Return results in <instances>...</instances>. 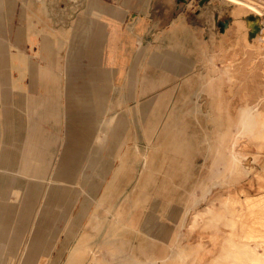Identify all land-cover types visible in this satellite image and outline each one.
Returning a JSON list of instances; mask_svg holds the SVG:
<instances>
[{
  "label": "rangeland",
  "instance_id": "obj_1",
  "mask_svg": "<svg viewBox=\"0 0 264 264\" xmlns=\"http://www.w3.org/2000/svg\"><path fill=\"white\" fill-rule=\"evenodd\" d=\"M84 1L40 0L45 5L53 4L57 15H63V8L68 17ZM148 2L144 0L146 6ZM150 2L152 18L164 19L167 24L161 33L156 32L150 48L153 52L162 51L165 61L164 72L153 77L165 78L167 82L147 95L150 104L145 105L143 98L131 105H120L119 112L103 123L100 136L91 143L92 151L81 161L73 184L65 186L67 197L72 190L79 193L67 219L61 220V227H68L75 238L86 227L95 230L96 226H103L105 241L114 239L113 245L105 247L117 245L137 259L143 260L145 252L158 256L164 252L167 264H206L219 255L221 246L226 244L222 242L224 237H254L252 241L258 244L264 239L261 208L247 209L234 202L237 220L233 221V211L223 203L225 195L238 201L264 202V109L251 108L255 123L240 130L234 125L238 120L235 108L240 104L237 99L227 112L222 110L221 120L216 111L209 110L214 107L213 83L221 81L213 76V70L222 73L227 65L236 66L244 57L241 48L233 45L230 14L220 0ZM258 31L255 27L251 37L255 38ZM253 57L256 67L264 73V33L258 35ZM260 82L264 84L263 79L255 77L243 85L253 87L264 97ZM230 85L226 78L221 81L225 92L222 107L228 106L230 98L226 92ZM159 99L164 113L152 128V104ZM218 121L224 124L221 131ZM234 131L243 135V149L241 141L227 143L221 162L215 163L217 148L213 144ZM235 135L230 138H238ZM229 145L230 151H235L232 157L226 153ZM230 161L234 162L233 167H240L236 173L229 166ZM238 171L241 172L237 174ZM212 203L217 205L216 209ZM205 209L210 212H204L205 216L191 227L193 217ZM215 214L217 220L207 229L204 222ZM232 221L237 222V231ZM62 229L52 235V242L64 237ZM47 252L43 251L38 264L46 263Z\"/></svg>",
  "mask_w": 264,
  "mask_h": 264
},
{
  "label": "crops",
  "instance_id": "obj_2",
  "mask_svg": "<svg viewBox=\"0 0 264 264\" xmlns=\"http://www.w3.org/2000/svg\"><path fill=\"white\" fill-rule=\"evenodd\" d=\"M150 1L86 0L68 17L40 0H0L1 191L9 180L73 184L117 107L143 98L150 104L147 95L167 82L153 77L165 61L150 48L167 24L152 18ZM62 230L64 237L52 242L56 231L49 229L31 247L28 264H38L45 250V264H91L88 249L114 247H105L114 239L105 241L103 226L75 238Z\"/></svg>",
  "mask_w": 264,
  "mask_h": 264
},
{
  "label": "bare ground",
  "instance_id": "obj_3",
  "mask_svg": "<svg viewBox=\"0 0 264 264\" xmlns=\"http://www.w3.org/2000/svg\"><path fill=\"white\" fill-rule=\"evenodd\" d=\"M220 1L223 3V7H226L230 14V23L233 26V45L241 48L244 57L241 63L236 66L227 65L223 68L222 73L219 70H213V76H218L221 81L226 78L231 82V85L228 87L226 92L228 98L230 99L228 106L222 107L221 102L225 97V92L221 89V81L213 83L215 86V99L211 102L213 103L211 105L214 107H212L213 109L209 108V110L210 112L216 111L218 113L219 120H221L222 110H226L225 112H227L228 107L230 108L232 102L237 99L240 104L239 107L236 106L237 108H235L236 110L238 109V120L235 121L234 125L236 126L235 128L239 130L241 128L247 129L249 128V124L252 125L255 123L251 117V108L256 110L264 109V97L261 96L257 90L253 91V87L249 88L246 85H243L249 81L251 82L255 77H259L264 81V73L260 68L256 67L253 57L254 50L257 45L258 35L260 32L262 34L264 33V0ZM255 27H258L259 31L257 36L252 38L251 33L255 31ZM228 64H230V62ZM218 69L221 68L218 67ZM201 83H203V80ZM260 85L264 89V84L262 82H260ZM202 87L203 86L201 84V86L198 87V90L200 91ZM162 104L163 103L160 99L152 104V128L156 127L161 115L164 113ZM223 125L224 124L221 121H218L220 131ZM227 125L230 124L228 123ZM230 135H235L238 137L236 138L238 140L233 137L230 138ZM230 135H223L222 139L218 141L216 145L213 144V146L217 148V157L215 161L217 164L221 162V155L225 150L224 147L227 146V143L232 145V143L237 144L241 141L240 149H243V146L246 143L242 142L244 140V138L241 137L243 136L242 134L238 135L237 132L234 131V133ZM240 138L243 140H240ZM231 139L233 140L231 141ZM230 145L228 146L229 151L226 153L232 157L235 154V151L233 150L235 148H232L233 151H230ZM229 163H231V161ZM232 163L229 165L230 167H233ZM239 168L240 167L236 168L235 166L232 170L236 173ZM226 169L229 168L227 167ZM240 172L241 171H238L237 174ZM70 192L69 197H67L66 195L68 193L65 191V187L57 186L55 184L46 185L43 181L34 182L30 180H25L22 184L18 183V185H16L15 180H9L8 186L2 187V191L0 188V264H15L19 255V264H28L31 247L42 241L43 236L49 229H54L56 231L57 227L61 224V220L67 219L71 209V204L73 203V200L77 198L79 193L77 190L74 192L72 190ZM224 198L226 200H224L223 203L226 204V207L230 209L231 212L233 211L232 204L234 202L242 203V205L247 209L261 208L260 211H264L262 209L264 202L254 203L247 200L238 201V199L235 200L230 195H225ZM211 206H213L214 209L217 207V205L213 203ZM204 212L209 213L210 209L198 212L192 219L191 227L195 226V223L199 220V218L205 216ZM215 213L218 212L215 211ZM232 214L233 221L237 220L236 213L233 211ZM211 216L212 218H209L210 220L204 222V226L207 229L213 227L215 222L214 220L218 218V214ZM233 221L231 225L234 227L235 231H237V222ZM27 236L28 242L23 245ZM252 238L254 237L245 238L243 240L238 236L234 239L224 237L222 242L225 241L226 244L221 246V252L218 256L212 258L211 261H208L206 264H264V252L261 251V249H264V239H261L258 244L255 240L252 241ZM255 239H257V236H255ZM92 250L89 249L87 252L91 254L93 259L103 258L106 257V255L111 257V254H97L93 253Z\"/></svg>",
  "mask_w": 264,
  "mask_h": 264
},
{
  "label": "flooded vegetation",
  "instance_id": "obj_4",
  "mask_svg": "<svg viewBox=\"0 0 264 264\" xmlns=\"http://www.w3.org/2000/svg\"><path fill=\"white\" fill-rule=\"evenodd\" d=\"M76 199V198H75ZM73 200V203L71 204V208L74 205L76 200ZM89 250V249H88ZM87 250V251H88ZM93 253H101V254H111V257L106 255V257L103 258H95L91 259V264H128L129 262L138 263V264H167L168 262V256L165 255L164 252L161 253L160 256L151 254V253H144V259H137L136 256L133 253L126 254L124 251L118 247L117 245H114V247L110 250H92ZM109 262V263H107Z\"/></svg>",
  "mask_w": 264,
  "mask_h": 264
},
{
  "label": "water",
  "instance_id": "obj_5",
  "mask_svg": "<svg viewBox=\"0 0 264 264\" xmlns=\"http://www.w3.org/2000/svg\"><path fill=\"white\" fill-rule=\"evenodd\" d=\"M179 1L180 2L182 1L183 2L184 0H179ZM223 25H224L223 23L220 24V26H221L222 29H224V26Z\"/></svg>",
  "mask_w": 264,
  "mask_h": 264
}]
</instances>
